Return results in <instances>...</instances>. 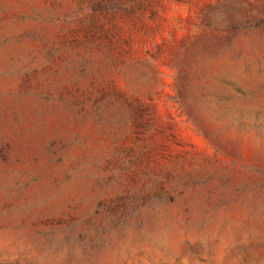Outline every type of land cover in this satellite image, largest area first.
I'll list each match as a JSON object with an SVG mask.
<instances>
[{"label":"rangeland","instance_id":"obj_1","mask_svg":"<svg viewBox=\"0 0 264 264\" xmlns=\"http://www.w3.org/2000/svg\"><path fill=\"white\" fill-rule=\"evenodd\" d=\"M0 264H264V0H0Z\"/></svg>","mask_w":264,"mask_h":264}]
</instances>
